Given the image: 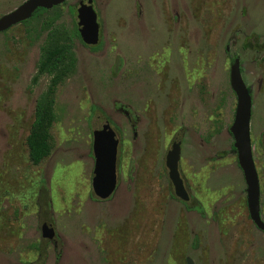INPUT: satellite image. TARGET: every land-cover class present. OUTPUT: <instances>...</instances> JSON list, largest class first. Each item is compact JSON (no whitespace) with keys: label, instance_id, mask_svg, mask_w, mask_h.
Segmentation results:
<instances>
[{"label":"rangeland","instance_id":"obj_1","mask_svg":"<svg viewBox=\"0 0 264 264\" xmlns=\"http://www.w3.org/2000/svg\"><path fill=\"white\" fill-rule=\"evenodd\" d=\"M23 1L0 0V16ZM81 1L59 6L76 66L54 92L51 151L38 164L25 138L47 83L30 86L46 14L0 32V264H264V230L249 217L229 133L238 57L264 222V0H92L93 46L71 34ZM99 116L118 138L105 199L91 182ZM181 131L186 201L165 164Z\"/></svg>","mask_w":264,"mask_h":264},{"label":"water","instance_id":"obj_2","mask_svg":"<svg viewBox=\"0 0 264 264\" xmlns=\"http://www.w3.org/2000/svg\"><path fill=\"white\" fill-rule=\"evenodd\" d=\"M66 0H25L13 10L0 16V32L13 25L31 18L38 8L51 9ZM77 31L87 45L93 46L99 40V24L92 0H82L76 9ZM229 83L236 97V107L233 122L229 133L233 138V147L236 151L237 163L240 167L246 184V203L250 219L255 226L263 230L264 222L260 216V189L255 164L253 161L250 139V119L252 99L249 88L242 79L239 58L236 57L229 68ZM92 124V152L94 167L92 171V188L95 196L108 198L116 188V159L118 138L111 128L108 119L97 117ZM183 132L173 140L166 155L168 177L173 185L175 194L188 200V193L178 170L180 145ZM42 235L47 239L54 237V230L49 223L42 228ZM189 264L190 260L187 259Z\"/></svg>","mask_w":264,"mask_h":264},{"label":"trees","instance_id":"obj_3","mask_svg":"<svg viewBox=\"0 0 264 264\" xmlns=\"http://www.w3.org/2000/svg\"><path fill=\"white\" fill-rule=\"evenodd\" d=\"M59 6L51 9L38 8L31 18L21 22L26 24L36 16L46 14L40 24L41 30L46 34L39 48L36 70L30 86H35L41 78H46L47 83L35 99L33 119L25 138L28 158L33 164L40 163L50 154L49 130L57 117L54 92L58 85L71 76L76 66L71 35L61 25L56 24L61 16ZM71 34L81 38L76 25ZM230 151L236 153L233 144Z\"/></svg>","mask_w":264,"mask_h":264},{"label":"flooded vegetation","instance_id":"obj_4","mask_svg":"<svg viewBox=\"0 0 264 264\" xmlns=\"http://www.w3.org/2000/svg\"><path fill=\"white\" fill-rule=\"evenodd\" d=\"M235 58H236V57H235ZM235 58H234V59H235ZM234 59H233V60H234ZM263 230H264V229H263Z\"/></svg>","mask_w":264,"mask_h":264}]
</instances>
